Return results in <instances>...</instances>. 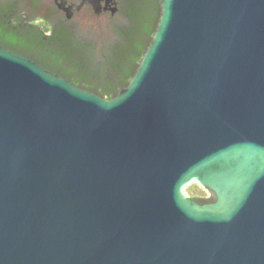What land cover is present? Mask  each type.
<instances>
[{
    "label": "water",
    "instance_id": "obj_1",
    "mask_svg": "<svg viewBox=\"0 0 264 264\" xmlns=\"http://www.w3.org/2000/svg\"><path fill=\"white\" fill-rule=\"evenodd\" d=\"M0 264H264V0H161L112 99L0 46Z\"/></svg>",
    "mask_w": 264,
    "mask_h": 264
},
{
    "label": "trees",
    "instance_id": "obj_2",
    "mask_svg": "<svg viewBox=\"0 0 264 264\" xmlns=\"http://www.w3.org/2000/svg\"><path fill=\"white\" fill-rule=\"evenodd\" d=\"M161 0H143V9L131 10L120 0L119 11L85 31L50 27L41 18L15 20L0 10V46L27 57L45 70L84 90L112 99L135 74L151 42L160 16ZM13 16V17H12ZM187 197L211 204L208 189L191 183Z\"/></svg>",
    "mask_w": 264,
    "mask_h": 264
},
{
    "label": "flooded vegetation",
    "instance_id": "obj_3",
    "mask_svg": "<svg viewBox=\"0 0 264 264\" xmlns=\"http://www.w3.org/2000/svg\"><path fill=\"white\" fill-rule=\"evenodd\" d=\"M116 2L117 11L111 14L112 2ZM120 0H65V7L68 8L70 18L66 13L59 9V2L56 0H0V10H8L12 13L15 20H25L28 22L41 18L50 27H68L80 15H90L93 17H106L115 15L119 11ZM12 16V17H13Z\"/></svg>",
    "mask_w": 264,
    "mask_h": 264
},
{
    "label": "rangeland",
    "instance_id": "obj_4",
    "mask_svg": "<svg viewBox=\"0 0 264 264\" xmlns=\"http://www.w3.org/2000/svg\"><path fill=\"white\" fill-rule=\"evenodd\" d=\"M123 3L128 5V7L131 10H138V9H143L145 6L143 5V0H123ZM120 4V1H119ZM104 17H93L90 15H80L78 16L74 21H72L71 26L73 29L78 30V31H85L88 30L90 27H93L98 23L99 21L103 20ZM211 195L214 197L215 202V196L214 194L209 191ZM185 193V189H184ZM186 195V193H185Z\"/></svg>",
    "mask_w": 264,
    "mask_h": 264
}]
</instances>
